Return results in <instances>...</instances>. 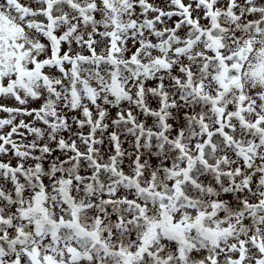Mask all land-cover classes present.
I'll return each instance as SVG.
<instances>
[{
  "label": "snow or ice",
  "instance_id": "1",
  "mask_svg": "<svg viewBox=\"0 0 264 264\" xmlns=\"http://www.w3.org/2000/svg\"><path fill=\"white\" fill-rule=\"evenodd\" d=\"M0 264H264V0H0Z\"/></svg>",
  "mask_w": 264,
  "mask_h": 264
}]
</instances>
